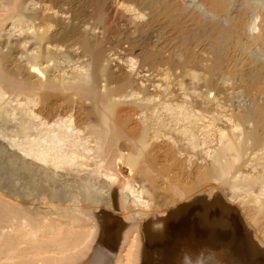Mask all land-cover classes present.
I'll return each mask as SVG.
<instances>
[{"label":"bare ground","instance_id":"6f19581e","mask_svg":"<svg viewBox=\"0 0 264 264\" xmlns=\"http://www.w3.org/2000/svg\"><path fill=\"white\" fill-rule=\"evenodd\" d=\"M0 93L53 130L0 150V264H264V0H0Z\"/></svg>","mask_w":264,"mask_h":264},{"label":"rangeland","instance_id":"374dc122","mask_svg":"<svg viewBox=\"0 0 264 264\" xmlns=\"http://www.w3.org/2000/svg\"><path fill=\"white\" fill-rule=\"evenodd\" d=\"M132 66H133V68H135L134 65H132ZM19 97H17L14 93H13V95H12V93H0V139H1L0 145H1V147H3L2 149L0 147V150H4L5 152H15L16 154L18 153V154H20L19 156L22 158V156H24V154L22 152L24 150L23 148L25 147V145H27V144H25V145L23 144V143H25V141H26V143H28L27 141H29V140L30 141L31 140H38L39 143H42V142L48 140V137L51 135L50 131H53V130L49 129V127H48L49 125L46 124L42 119H40V118L38 119L34 115L31 117L32 113H31V115H28L31 112V110H30L31 107H29L30 109L25 108L26 106L23 107L25 105V103L23 101H21L22 98L21 97L19 98ZM22 102H23V104H22ZM27 109L30 111L28 112ZM33 109H35V108H33ZM27 112H28V114H27ZM59 130L65 131L67 133L69 132L66 130L65 126H63L62 124H60V126L58 128V131ZM209 136H210L209 139H208V137L206 139L204 137H202V138L200 137L201 139H199V142L197 145L198 147L196 146L197 152L199 151L201 153L206 154L204 156L207 157L206 158L207 160H211V157L213 158L214 152L216 151L215 147L218 145V144H216L217 141L215 140V138L211 137L212 135H209ZM210 138H212V139H210ZM73 139H74V137H70L68 139V142L72 141ZM207 139H208V141H207ZM202 140H204V141H202ZM64 141H66V140H64ZM21 146H22L23 150L20 149ZM60 146H62V147H60L62 149L65 147V145L63 146L62 143L60 144ZM31 156L32 155H30V156L25 155V157H23V158L24 159L26 158L25 160L27 162H31V161L33 162L34 161L33 163H36L37 160H35ZM208 157H210V158H208ZM191 163H192V161H191ZM191 163H188V165L190 166ZM40 165H41V163H40ZM45 166L47 168H52L49 163H47ZM52 170L53 171L55 170L54 171L55 173L56 172L58 173L59 171L61 172L62 170H64L65 172L67 171V172H69V174H71L72 178L76 177V178H74V179H76V181L79 179L80 181H78V182H80L82 184V186H83V184L86 185L87 189L92 194L104 195V190L102 189V187L100 188V186L102 185V181L104 179L103 171H101L99 169H96V168L88 166V165H83V164L79 165L76 163L75 165H68L65 168L58 166V167L52 168ZM81 180H82V182H81ZM99 183H101V184H99ZM44 184L51 191H54L55 189L59 188L55 185V183H53L52 180H49V181L45 182ZM79 186L81 187L80 184H79ZM115 188L118 190L119 186H115ZM133 190H135L136 192L138 191L137 187H134V189H130V190L125 191V193H124L125 198H127V200H129L128 202H130V201L134 202L135 201V203L136 202L138 203V201H139L138 199H139V197H141V195L139 196V194H138L139 191L136 194L134 193L132 195ZM133 196H134V198H133ZM77 198H78L77 200L80 199L79 197H77ZM135 198H136V200H134ZM36 200L37 199L34 200V203L36 202ZM37 201H39V202L43 201L45 203H51L52 202L47 197H40ZM51 204H52V206L57 207L56 203L52 202ZM54 207H53V210H55ZM89 209H90V207L88 208V210ZM53 210L52 211L51 210L46 211L45 209L44 210L36 209L32 206L28 210L29 216L31 217V220H32V224L38 228L43 227V226L50 227L54 223L55 220H57L61 217V212L58 211V213H55V211H53ZM90 211H92L94 213L97 212V210L94 209V207H92ZM3 229H4L3 232L5 233V235L7 233L12 232V228L10 226H6ZM20 229H21L23 234H28L29 236L32 237L30 239V242L37 241L38 235L34 234V233H33L34 235H32L31 231H33V229L30 228L28 223L23 222L21 224ZM4 237H6V236H4ZM2 240H3V237H0V241H2ZM26 241H20L19 242V248L20 249L27 248L29 243Z\"/></svg>","mask_w":264,"mask_h":264}]
</instances>
